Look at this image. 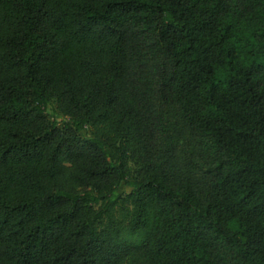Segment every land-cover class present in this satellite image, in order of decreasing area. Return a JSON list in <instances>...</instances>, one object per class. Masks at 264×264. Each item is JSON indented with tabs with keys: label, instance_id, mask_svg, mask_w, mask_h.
Wrapping results in <instances>:
<instances>
[{
	"label": "trees",
	"instance_id": "obj_1",
	"mask_svg": "<svg viewBox=\"0 0 264 264\" xmlns=\"http://www.w3.org/2000/svg\"><path fill=\"white\" fill-rule=\"evenodd\" d=\"M0 264H264V0H0Z\"/></svg>",
	"mask_w": 264,
	"mask_h": 264
},
{
	"label": "rangeland",
	"instance_id": "obj_2",
	"mask_svg": "<svg viewBox=\"0 0 264 264\" xmlns=\"http://www.w3.org/2000/svg\"><path fill=\"white\" fill-rule=\"evenodd\" d=\"M86 135L89 136L90 134L88 132H86ZM129 190H131V188L122 187L120 189V192L129 191Z\"/></svg>",
	"mask_w": 264,
	"mask_h": 264
}]
</instances>
